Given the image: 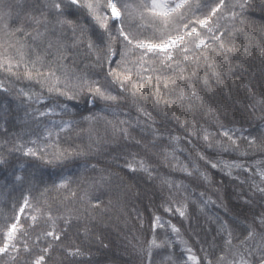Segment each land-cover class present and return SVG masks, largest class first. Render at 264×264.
I'll return each instance as SVG.
<instances>
[{
	"label": "trees",
	"instance_id": "obj_1",
	"mask_svg": "<svg viewBox=\"0 0 264 264\" xmlns=\"http://www.w3.org/2000/svg\"><path fill=\"white\" fill-rule=\"evenodd\" d=\"M3 2L11 5L12 15L6 20L9 28L24 26L31 31L29 17L39 16L38 10L47 0ZM126 2L133 6L136 24L142 25L134 31L158 39L164 31L160 24L147 14L141 21L135 11L142 0ZM236 2L225 0V7L209 21V27L224 30L225 43L234 51L208 52L214 61L212 68L203 57L198 67L191 60L183 62L188 70L185 76L193 68L196 74L180 80L177 72V85L168 88L164 87L165 78L173 72L161 62L162 54L149 53L140 68L142 50L128 53L126 59L133 81L143 83L145 93L134 97L131 91L121 92L112 86L109 91L117 96L116 101L93 98L86 89L78 92L74 88L78 76L106 83L104 69L96 66L95 55L83 44L68 49L64 63L69 88L60 85L75 99L49 92L46 85L27 79L22 65L13 69L19 79L0 69V82L8 89L0 90V158L7 161L0 165V245L6 240L7 226L19 217L13 241L19 252L9 247L7 253L0 254V264H32L49 243L52 248L45 264H194L188 253L199 257L200 264H205L204 257L216 264L225 235L221 224L226 222L234 237L242 236L259 218L257 214H264V198L253 187L261 183L259 171L264 170V0H249L243 13L232 19L230 12ZM216 3L218 0H189L190 6L181 10L184 16L174 19L167 31L174 33L187 20L207 16ZM70 18L84 26L93 40L102 31L86 12ZM4 23L0 21V43L7 47L15 37L5 35ZM115 47L122 50L119 43ZM199 52L189 46L186 55L195 58ZM9 53L15 55L13 49ZM173 55L182 61L179 50ZM117 59L113 58V67ZM57 75L65 79L63 69ZM147 76L152 80L140 78ZM21 89L33 99L21 95ZM181 92L184 99L178 100ZM166 101L176 103L169 107ZM41 111L47 115L40 116ZM221 125L234 131V139L239 137L238 147L217 146V141L231 144L220 135ZM120 128H127V138ZM204 130L211 134L209 141L203 139ZM193 131L196 135H189ZM252 137L256 143L250 145ZM27 148L47 153L48 159L60 153L64 158L55 165L45 164L25 155ZM134 157L143 160L148 171L139 165L131 171L126 162ZM227 160L242 167H226ZM210 162L217 167H211ZM182 165L192 174L181 171ZM17 175L23 180L16 181ZM62 181L66 186H59ZM25 197L29 206L20 213ZM48 214L56 220L61 242L44 235L51 230ZM65 217L71 218L66 236L62 231ZM169 221L172 226L166 224Z\"/></svg>",
	"mask_w": 264,
	"mask_h": 264
},
{
	"label": "snow or ice",
	"instance_id": "obj_2",
	"mask_svg": "<svg viewBox=\"0 0 264 264\" xmlns=\"http://www.w3.org/2000/svg\"><path fill=\"white\" fill-rule=\"evenodd\" d=\"M249 0H237L232 6L230 16L235 19L240 16L243 11L248 7ZM186 6H190L189 0H148L144 3L143 0L139 5V9H135L139 19L142 21L145 18V14L152 18V22H158L163 29V34L158 39L150 37H142L134 31V27H142L137 25L135 17L133 15V6L126 2V0H47L45 5L40 8L39 16H30L29 19L32 22V30H27L24 26H18L15 29H10L6 20L11 17V5L5 4L3 0H0V21H5L3 30L5 35L15 37L14 42H8L7 47L4 43H0V69L6 72L12 73L19 79V73L13 72V69H20L23 66V74L29 80H36L37 83L42 86L46 85L49 92H59L61 95L66 96L68 99H75L76 96L69 91L62 90L60 85L63 84L64 89L69 88V81L67 77V68L65 60L68 58V49L75 48L83 44L87 47L90 54L95 55L96 66L104 69L103 79L106 81L104 85H101L99 80H89L87 76H78L79 83L74 86L78 92H84L85 89L93 97H100L107 101H116L117 96L112 95L109 88L117 86L121 92L125 90L131 91V94L135 97L137 93H145L143 83H137L132 79V69L127 66L128 53L135 50H142L138 56L139 67L143 68L146 57L149 53L156 55L162 54V63H165L166 67L173 72L172 76L165 78L164 87L168 88L169 84L177 85V72L180 80H188L191 76L196 74V69L193 68L187 76L185 72L188 71L182 66L183 62L190 61L197 67L200 64V58L203 57V61L212 68L214 61H211L208 52H214L217 54L227 53L234 51V48L227 45L224 39V30L219 29L218 26L209 27V21L217 15V13L225 7V0H218L209 14L203 18L189 19L181 25V28L176 32L167 31V26L178 17H183L184 12L181 10L186 9ZM240 11H236V9ZM79 12H86V14L102 29L97 34L96 40H93L91 36L87 34V29L84 26L78 25L72 17ZM109 21H111L112 27H109ZM243 23V20H241ZM191 25V27H189ZM201 29H206L202 32ZM67 30V31H66ZM71 33V36L68 33ZM231 35V33H229ZM71 40V43L68 41ZM98 41V42H97ZM119 43L122 47L121 51H118L115 45ZM41 45L44 47L41 49ZM189 46L199 49V55L195 58L186 55L189 52ZM9 49L15 51V55L9 53ZM174 50H179L182 55V61L174 59ZM119 57L115 61V67H113V58ZM50 57V59H49ZM170 62V63H169ZM173 64L177 67L173 68ZM107 65V67H105ZM63 69L65 73V79L62 81L60 75L57 72ZM215 74V73H214ZM137 76L140 73L137 72ZM141 80L151 81L152 77H140ZM160 77L157 76V82L160 81ZM0 90L8 91L4 87L3 82H0ZM21 95L27 97L29 101L33 99L29 93L20 90ZM192 96H195L193 91ZM37 101L40 97H36ZM178 100L184 99V93L181 92L177 97ZM156 102H160L159 95V83L156 85ZM176 101H166V104L171 107ZM66 107V105L64 106ZM48 111H52L49 109ZM40 116L47 115V112H39ZM145 115H150L145 113ZM91 119V117H86ZM125 123L124 121L120 122ZM70 127V123L67 125ZM194 127V126H193ZM63 130V128H62ZM125 138H127V128L118 129ZM238 131V130H237ZM51 135V133H49ZM189 135L195 136L196 132H190ZM211 134L204 130L203 139L209 141ZM220 135L226 137L231 142L230 145H223L217 141V146L221 148L238 147L237 138L234 137V131L232 129L225 130L221 125ZM178 139V138H176ZM33 144L36 141H32ZM191 143V141H189ZM256 138L252 137L249 140V144H255ZM209 143V147H211ZM27 156L37 157L45 164L55 165L61 163L64 154L54 155L51 159L47 158V153L40 154L34 148H27L24 152ZM203 159V156L199 157ZM7 161L0 158V165L6 164ZM211 163V162H210ZM136 165L143 171H148L143 160L133 158L132 161L126 162V166L133 172L137 170ZM211 167L216 168L215 163H211ZM226 167H242L239 164L226 165ZM181 171L186 172L188 175L192 173L188 171L187 165L181 166ZM261 177L260 184H254V191L261 194L264 198V170L259 171ZM16 181H22V176H15ZM61 187L66 186V182L62 181L59 185ZM87 195V193H85ZM29 206V200L24 198L19 212L23 213L25 208ZM95 206V205H94ZM39 211V209H37ZM184 215L183 212L180 213ZM258 219H254L250 225H248L242 236H233L232 231L229 230L227 223L221 224V231L225 233L222 236L223 244L221 246V254L216 257V264H264V214H257ZM36 217L33 216L32 220L35 221ZM48 219L52 221L51 230L47 231L45 237H51L55 242H61V235L56 231V220L48 214ZM65 228L62 229L65 236L67 235V226L71 224V218L65 217ZM17 222H13L7 226L5 233L6 240L0 245V254L7 253L9 247L14 252H19L16 248L14 241L15 234L19 231ZM156 221L159 222V217H156ZM173 230L178 232L173 226ZM39 238H37V241ZM152 244L155 246L156 242L153 239ZM52 244H47L39 255L35 257L32 264H45L46 256L50 253ZM79 249L76 253H79ZM191 252V249H188ZM75 254V253H73ZM151 253H149V256ZM50 258V257H49ZM189 259L194 264H200V258L195 255H190ZM205 264H213L212 260L204 257Z\"/></svg>",
	"mask_w": 264,
	"mask_h": 264
},
{
	"label": "rangeland",
	"instance_id": "obj_3",
	"mask_svg": "<svg viewBox=\"0 0 264 264\" xmlns=\"http://www.w3.org/2000/svg\"><path fill=\"white\" fill-rule=\"evenodd\" d=\"M225 163H227V165H233V164H239L238 162L232 160V161H226ZM240 165V164H239ZM231 168H238V167H231ZM166 222V221H165ZM168 226H172V224L169 222L166 223ZM192 255L191 253H188V259H189V256ZM190 260V259H189ZM192 261V260H191Z\"/></svg>",
	"mask_w": 264,
	"mask_h": 264
}]
</instances>
